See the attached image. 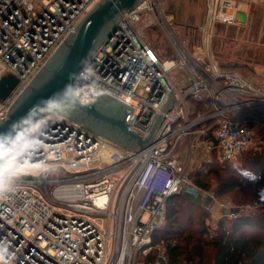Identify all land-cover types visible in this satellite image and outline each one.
I'll use <instances>...</instances> for the list:
<instances>
[{"label": "built area", "instance_id": "obj_1", "mask_svg": "<svg viewBox=\"0 0 264 264\" xmlns=\"http://www.w3.org/2000/svg\"><path fill=\"white\" fill-rule=\"evenodd\" d=\"M98 1L0 0V79H17L0 99V117ZM154 6L144 0L124 12L72 85L83 105L105 93L132 107L126 128L141 137L170 90L174 99L148 146L135 153L61 114L37 119L0 167V264H135L160 246L153 235L172 199L187 187L197 191L188 179L194 160L206 169L264 152V83L222 68L210 50L216 24L239 22L236 2L208 0L194 44L178 38ZM144 11L176 61L143 38L136 24ZM177 69L184 82L172 77ZM190 100L204 102V111L191 117ZM233 203L219 204L220 217L264 212L262 201Z\"/></svg>", "mask_w": 264, "mask_h": 264}, {"label": "water", "instance_id": "obj_2", "mask_svg": "<svg viewBox=\"0 0 264 264\" xmlns=\"http://www.w3.org/2000/svg\"><path fill=\"white\" fill-rule=\"evenodd\" d=\"M139 0H99L69 32L22 92L0 117V167L20 137L43 115L61 114L135 153L148 146L162 118L171 106L170 93L146 136L126 128L132 107L102 93L87 105L79 103L72 91L73 80L95 48L110 35L124 12L134 9ZM17 84L10 74L0 79V99ZM115 110H118L117 112ZM116 112V113H115ZM155 264H167L159 256Z\"/></svg>", "mask_w": 264, "mask_h": 264}, {"label": "rangeland", "instance_id": "obj_3", "mask_svg": "<svg viewBox=\"0 0 264 264\" xmlns=\"http://www.w3.org/2000/svg\"><path fill=\"white\" fill-rule=\"evenodd\" d=\"M143 1L144 0H139V4ZM233 1L236 2L237 12L240 14L239 22L233 24L219 23L214 26L210 39L211 55L217 64L229 66L227 67L228 69L239 73L248 82L259 85L264 83V0ZM207 2L208 0H155L154 12L158 18L159 11L164 14L167 27L170 28L178 38L185 40L187 43L194 44L198 36L196 33L197 28L205 21ZM189 23H191L193 29L186 28ZM195 25H198V27L196 28ZM136 26L140 30L145 41L148 42L161 58H173L175 61L177 60L173 57L164 34L156 25L153 15L149 11H144L140 15V20ZM163 29L166 31L164 27ZM172 77L176 82H179L180 79L184 82V76L178 69L172 73ZM242 156L243 154L237 160L225 163L232 164L233 166H242L240 162ZM201 160L202 159L197 158V161L194 160L189 167V184L194 185L198 194L201 196L198 200L197 207L193 206L189 208V211L195 215L196 212H202L203 209H205L209 214L205 219V224L212 233L217 229L222 219H231L220 217L224 210L219 204L223 201L216 199L213 195L212 188H214L215 185L213 178L212 180H207L211 184L210 188H206L203 185V180L206 181L203 177L206 176V172L209 168H201L199 164ZM206 193L211 196L209 199H204L207 197ZM237 195L238 194H233L232 197L229 196L226 200H230L236 205L249 203L254 200L240 201ZM184 196V194L177 196L178 198H175L173 201L175 204L172 207L171 203L169 204L167 210L168 218L177 214V207L181 198ZM179 211H181V208L178 212ZM261 213L262 212L254 215ZM193 217L189 220L193 221L192 228H195L200 220L193 219ZM167 221L163 227L166 226ZM159 244L160 246L152 252H155L157 257H164V255H162L164 251L163 245L162 243ZM145 263L146 257L143 259L140 258L138 262H135V264Z\"/></svg>", "mask_w": 264, "mask_h": 264}, {"label": "trees", "instance_id": "obj_4", "mask_svg": "<svg viewBox=\"0 0 264 264\" xmlns=\"http://www.w3.org/2000/svg\"><path fill=\"white\" fill-rule=\"evenodd\" d=\"M190 105L191 117L204 111V102L190 100ZM242 154L241 167L255 172L258 180L247 181L237 174L232 164L215 160L208 165L207 174L203 177L206 181L202 183L210 188L208 181L213 178L212 192L218 200L224 201L238 194L240 201L254 199L264 202V192L261 191L264 189V152L246 151ZM200 197L190 187L189 195L181 198L177 214L168 218L166 226L153 235V243L163 245L167 264H264V212L232 220L222 219L211 233L205 224L208 212L203 209L194 215L189 211V208L197 207ZM192 217L200 220L195 228H192L193 221L189 220ZM156 257V253L151 252L145 264H155Z\"/></svg>", "mask_w": 264, "mask_h": 264}, {"label": "clouds", "instance_id": "obj_5", "mask_svg": "<svg viewBox=\"0 0 264 264\" xmlns=\"http://www.w3.org/2000/svg\"><path fill=\"white\" fill-rule=\"evenodd\" d=\"M234 170L237 172L238 175L243 176V178L247 181H252L255 182L256 180L259 179L257 174L253 172L251 169L243 168L239 165H234ZM264 192V189L261 190Z\"/></svg>", "mask_w": 264, "mask_h": 264}, {"label": "crops", "instance_id": "obj_6", "mask_svg": "<svg viewBox=\"0 0 264 264\" xmlns=\"http://www.w3.org/2000/svg\"><path fill=\"white\" fill-rule=\"evenodd\" d=\"M188 20H189V15H188ZM195 26H196V28L198 27V25H195ZM192 27H193V26L191 25V23H189L188 26H187L186 28H191V29H193ZM194 28H195V27H194ZM182 151H183V153L185 154V146L182 147ZM182 157H184V155H183ZM196 161H197V160H196ZM186 192H187V193H183V194H184V195H189V187H187V191H186ZM175 198H178V197L176 196ZM175 198L172 199V200L174 201ZM203 198H204V197H203ZM204 199H209V195H208L207 197H205ZM172 200H171V201H172ZM173 201H172V202H173ZM172 202H170V203H171V207L174 205V202H173V203H172ZM170 203H169V204H170ZM219 211H220V210H219ZM225 212H226V210H225ZM225 212H224V213H225Z\"/></svg>", "mask_w": 264, "mask_h": 264}, {"label": "bare ground", "instance_id": "obj_7", "mask_svg": "<svg viewBox=\"0 0 264 264\" xmlns=\"http://www.w3.org/2000/svg\"><path fill=\"white\" fill-rule=\"evenodd\" d=\"M145 5H147V4L145 3ZM29 129H30V128H29ZM20 138H21V137H20ZM19 140H20V139H19ZM19 140L17 141V143L19 142ZM17 143H16V144H17ZM16 144H15V145H16ZM14 147H15V146H14ZM14 147H13V148H14ZM10 153H11V152H10ZM8 156H9V155H8Z\"/></svg>", "mask_w": 264, "mask_h": 264}, {"label": "flooded vegetation", "instance_id": "obj_8", "mask_svg": "<svg viewBox=\"0 0 264 264\" xmlns=\"http://www.w3.org/2000/svg\"><path fill=\"white\" fill-rule=\"evenodd\" d=\"M115 111L117 112L118 110H115ZM116 112H115V113H116Z\"/></svg>", "mask_w": 264, "mask_h": 264}]
</instances>
